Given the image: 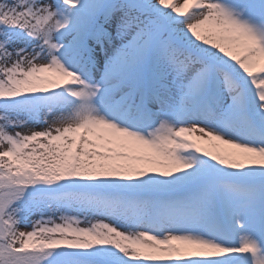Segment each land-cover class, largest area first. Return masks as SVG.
Returning <instances> with one entry per match:
<instances>
[{
	"label": "snow or ice",
	"instance_id": "1",
	"mask_svg": "<svg viewBox=\"0 0 264 264\" xmlns=\"http://www.w3.org/2000/svg\"><path fill=\"white\" fill-rule=\"evenodd\" d=\"M0 264H264V0H0Z\"/></svg>",
	"mask_w": 264,
	"mask_h": 264
},
{
	"label": "rangeland",
	"instance_id": "2",
	"mask_svg": "<svg viewBox=\"0 0 264 264\" xmlns=\"http://www.w3.org/2000/svg\"><path fill=\"white\" fill-rule=\"evenodd\" d=\"M182 2H183V1H182ZM182 2H181V3H182ZM41 127H42V126H38L37 128L40 129ZM13 131H15V130H13ZM22 131L27 132V131H29V130H28V129H23Z\"/></svg>",
	"mask_w": 264,
	"mask_h": 264
},
{
	"label": "bare ground",
	"instance_id": "3",
	"mask_svg": "<svg viewBox=\"0 0 264 264\" xmlns=\"http://www.w3.org/2000/svg\"><path fill=\"white\" fill-rule=\"evenodd\" d=\"M183 0H179V2H182ZM38 130V129H37Z\"/></svg>",
	"mask_w": 264,
	"mask_h": 264
}]
</instances>
